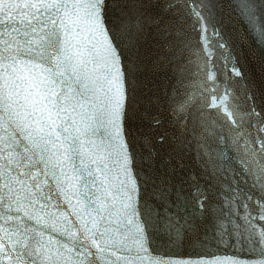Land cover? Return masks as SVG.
Masks as SVG:
<instances>
[{
  "label": "snow or ice",
  "instance_id": "obj_1",
  "mask_svg": "<svg viewBox=\"0 0 264 264\" xmlns=\"http://www.w3.org/2000/svg\"><path fill=\"white\" fill-rule=\"evenodd\" d=\"M0 264H264V0H0Z\"/></svg>",
  "mask_w": 264,
  "mask_h": 264
}]
</instances>
